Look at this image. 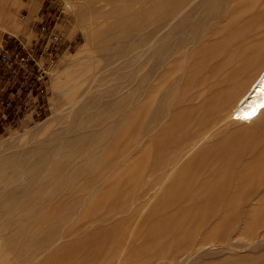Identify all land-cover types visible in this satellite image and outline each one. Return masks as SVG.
<instances>
[{"label":"bare ground","instance_id":"6f19581e","mask_svg":"<svg viewBox=\"0 0 264 264\" xmlns=\"http://www.w3.org/2000/svg\"><path fill=\"white\" fill-rule=\"evenodd\" d=\"M98 1L99 4L95 2L90 7L85 4L87 8L83 9L89 7L90 12L100 9L101 15L115 16L107 23L98 19L99 24L97 20V28L93 29L100 36L99 41L93 31L87 34L97 37L99 48H94L105 51L106 58H87L89 46H84L80 52L83 55L75 61L80 75L81 72L85 75L81 85L92 88L86 80L90 77L88 71L98 73L102 68L109 70L104 75L107 81L102 83L107 85L84 95V101L76 99L90 89L88 85L83 91H73L67 100L71 102L69 107L56 113V120L61 118L53 129L47 128L35 143L29 145L24 141L28 146L24 143L25 146L21 144L23 147L15 150L10 147V153L0 156V264H36V251L55 242L52 236L44 242L42 234H52L53 230L59 234L57 244L52 254L39 259L37 264L51 260L56 264L97 262L101 252L87 250L93 246L104 251L107 264H149L160 252L174 254L179 248L187 250L185 262L192 263L209 250L228 254L217 264L249 263L248 257L232 255L264 244L262 228L248 238L243 235L247 241H238L243 238L240 223L253 217L258 207L252 203L257 195L264 194V176L256 180L260 174L255 172L264 164V0ZM108 4L113 6L112 11ZM105 5L108 6L102 11ZM115 39L122 40L124 45L115 49L111 46ZM128 45L132 54L120 62V57L130 51ZM124 67L130 69L125 78L126 92L119 70ZM60 81L56 76L55 84ZM130 121L133 137L125 132V124ZM261 122L262 135L255 139L241 141L230 137L235 131V127L228 130L230 125L248 132ZM126 134L132 137L127 149ZM126 152H131L137 178L124 183L119 176L124 173L121 168ZM13 166L16 167L12 170ZM183 174L188 177L178 180L176 175ZM129 184L133 185L131 192ZM179 185L185 186V190L176 192L172 197L174 203L170 198L169 204L190 197L182 208L198 221V226L191 227L194 230L188 232L184 246L180 240L159 237L157 243L162 247L159 252L142 251L141 244H154L157 235L153 230L152 237L143 234V240L137 242L135 229L129 232L128 226L126 232L125 225L140 207L137 208V202L148 195L147 201L159 207L163 195ZM97 187L114 194L123 191V195L120 192L122 197L119 194L115 197V194L116 200L109 201V208L101 209L103 204L85 208L89 195ZM142 201L146 203L145 199ZM147 204L142 214L140 209L145 206L141 202L142 208L138 209L141 214L137 211L136 219L142 221L143 227L149 222L158 226L161 222L157 218L151 221L153 209ZM53 207L54 214L47 215V210L50 213ZM196 207H203L201 213H195ZM259 213L261 220L264 212ZM166 214L169 219L166 234L173 237L181 232V226L171 227V215L176 214L169 210ZM250 221L253 223V219ZM56 222L57 228L48 227ZM142 226L138 228L140 231ZM30 234L36 235L30 238ZM259 251L262 255L264 250Z\"/></svg>","mask_w":264,"mask_h":264},{"label":"rangeland","instance_id":"374dc122","mask_svg":"<svg viewBox=\"0 0 264 264\" xmlns=\"http://www.w3.org/2000/svg\"><path fill=\"white\" fill-rule=\"evenodd\" d=\"M84 1H86V3H84L83 0H0V41L2 39H6L13 47L18 46L19 41H22L23 43L27 44L28 46H31V45L34 46L35 45V39L37 37L36 24H38L39 20L42 18H45L49 22H52L53 19L56 18V15H59L57 27L60 30V32L63 34V43H62V45L59 46L57 55L53 59H51L50 57L45 55L40 60V64L45 65L44 68L47 70V74L43 80L37 79L38 66L35 65V63H30L27 67H24V68H22V67L18 68L17 69L18 72L16 75L11 74V73L5 74L4 71L0 70V150H1L0 156L2 155V153L4 154V152L10 153L11 149L15 150L17 148H20V147L27 145L26 144L27 142L29 145L35 143L36 140L40 139L41 137H43V135H45L44 131H46L47 128H48V130L53 129L55 127V126L53 127V124H56L58 121H60V118H61V116H59L60 117L59 120L58 119L56 120V118H57L56 113H58V111H60L62 109H64V110H65V108L67 109V107H69V105L71 104V102L67 101L69 99L71 93L73 91H77V90L83 91L84 87L88 85V84L87 85L86 84L81 85L82 81L85 80L84 79L85 75L82 72L80 75L81 70L78 71L77 63L75 61L77 56L83 55V53H80V52L84 46H89V48L87 49V53H85L87 58L92 59V60H99V59L106 58L105 51H102L103 52L102 53L101 50L98 49L99 50L98 51L96 49L99 46V42L97 45L96 39L98 37L97 40L99 41L100 36L99 35L97 36V34L95 35V30L93 28L94 27L97 28V24H98L97 20L98 19L101 20V23L103 21H104L103 23H105V22L107 23L109 20L112 21L115 16H112L110 14H107L110 16H106V15L104 16L102 14L103 15V17H102V15L100 14L101 13L100 9L90 12L91 10H88V9H90L89 5L94 4L95 2H96L95 5L99 4V3H97L98 0H84ZM85 4H87L89 6L88 9H83L84 7L87 8L86 7L87 5H85ZM108 5H110V4H108ZM108 5H105L106 6L105 8L102 7L101 10L103 11L104 9H106ZM111 5H112V3H111ZM111 5H110V7L108 6V8H111V10H109V11H112L113 6H111ZM83 11L87 12V13H83ZM104 14H106V13H104ZM99 24H100V21H99ZM91 31H93V32H91ZM89 32H91L92 34L94 33L93 35H95L97 37L95 38L92 34H90V35H92L91 36L92 38L90 36H87V34L89 35ZM122 43H123L122 40L119 41V39H115V41L112 43L111 46L115 47V49H116V47L119 48L120 47L119 45H122ZM92 45H93V47H92ZM94 47H96V48H94ZM129 49L130 48L128 45V50ZM131 54H132V50L130 49V51H128V53H127V56L124 55V56L120 57V59H119L120 62H122L124 59L131 56ZM84 59H86V58H83L81 60H84ZM38 61H39V59H38ZM126 69H127V67L119 69L120 71L122 70V74H123L122 76L124 77L123 80L125 82H126V79H125L126 73L130 70L129 67H128V70H126ZM108 72H109V70L105 71V68H102L98 73H96V72L93 73V71H88V74L90 75V77L88 76V78L86 80L90 81L89 84L92 85V88H90L88 85V87L90 89H85V91H83L81 96H79V94H78L79 97L77 99L76 98L75 99L76 100L82 99V101H84V98H85L84 95H86V94L90 95L93 92H95L96 90H98L99 88H102L103 86L107 85V83L105 85L102 83L107 81V79H105L104 75H106V73H108ZM56 76H58L61 80L58 85L55 84ZM125 82H123V85H125V89L123 91L126 92L128 90L126 89L127 88V86H126L127 82H126V84H125ZM22 83L24 84L23 87H21ZM74 93H73V95H74ZM83 111L85 114L88 113V112H86V109H84ZM88 111H90V110H88ZM53 112L56 116L55 115L52 116ZM54 119H55V121H53ZM51 121H52V126L51 125L49 126ZM38 123L39 124L43 123L44 125L43 124L38 125ZM129 123H132V121L125 124L126 125L125 132L127 131L129 136H130V134L132 136L131 132H133L132 131L133 126H132V124H129ZM261 124H263V122L256 123L254 126H252V128H251L252 130L248 131V132H245L246 130L244 131L240 126L230 125V127L228 129L230 131H232L235 127V131H233V133H230V135H231L230 137L231 138L233 137V140L237 139V140H241V141H249V140L255 139L256 137H258V134L262 135L263 128L261 127ZM34 126H36V127L33 128ZM48 126L50 127V129ZM40 128H43L42 132L34 134ZM131 128H132V130H131ZM86 129H88V127H86ZM249 133H252V134H249ZM14 134H17V135H14ZM39 134H42V135H39ZM125 136L126 137H125L124 143L126 145L124 144V147H125V149H127L126 147L130 145L129 141L132 139L133 136L131 138L127 134ZM2 139H4L5 141ZM21 139H22L23 143L21 142ZM24 143H25V145H24ZM21 144H23V146H20ZM10 147H11V149H10ZM9 149H10V151L6 152ZM126 154H128V155H126ZM125 155L126 156L123 157L124 162H123V166L121 168V172L123 171L124 173H122L119 177L123 178L122 180L124 183H127L125 181L131 182L132 181L131 179H136L137 177H134L135 173H136V168L133 166L134 164L132 162V158H130V156H132L131 152L130 153L126 152ZM129 163H130V166H129ZM15 167L13 166L12 170ZM17 171H20V170L17 169ZM255 172H259V174H260V176L257 175L256 180H259L260 177H263L264 176V164L260 168H257L255 170ZM187 175L188 174H186V176ZM186 176H185V174L176 175L178 180H183V177H186ZM177 182L180 183L181 181H177ZM180 186L181 185L174 187L175 189H172L174 192L172 190H170L167 192L168 195H167V193L165 195H163L164 198L161 201L159 207L156 206L155 202H148L149 201L148 197L145 198L148 195L141 197V199H139V201L141 200L140 203L137 202V204H136L137 208L139 207L138 205H140V207L142 208V206H145L148 202L149 206H148V204H147V206L149 207V209L150 210L153 209V212L151 214V216H152L151 221H153L154 219L156 220V218H157V221L161 222V224L159 223L158 226H157V224L154 225V222H149L148 225L143 227L142 226L143 224L141 223L142 221L140 220L138 222V220L136 219V216L138 215L137 211L139 213L141 210L142 214L144 213L145 209L147 208L145 206L142 209H140V207H139L138 209H140V210L137 209L135 215L133 216L132 220L130 221L131 225H133V226L130 225V222L127 223V225H125L127 227V229L125 227L126 232L129 229L128 226L131 227L129 229V232H131V230L133 231L135 229V231L138 234L137 236L140 240V241L137 240V242H141V240H143V238L147 235V233L150 234V236L152 237V235H151L152 231L156 230V235H157L156 236V242L154 244H152L151 242L144 244V245L141 244L142 245L141 246L142 251L149 249V250H154V251L159 252L162 249V247H160L159 244L157 243L159 241V237L161 238V240H163V239H167L168 241L169 240H180L181 245L183 244V246H184L185 243H183V242H186V240H184V239L186 237H188L187 236L188 232L190 234L192 232L191 229H193V228L196 229V227L198 226V224H197L198 221L196 222L194 220L195 219L194 217L192 218V217L188 216V214L184 212L185 209L182 208V206L184 207L186 204L189 203L190 197L186 201H180V203L178 202L179 205L176 202H175L176 206L174 204L173 205L169 204V202L170 201L172 202V199H174V198H172L173 196L175 197L176 194H178L179 192H183L185 190V186H181V187ZM131 187H133V185L129 184L128 190L130 192L133 191V188H131ZM93 190L94 191L89 195V196H91L90 198H92V199L90 200V198H88L89 200L87 201V203H85V205H86L85 208L87 207V205H88V209H89V207H91L90 209H92V207L96 208V206H94L95 204H97L98 206H99V204H103L102 207H100V206L99 207L101 209H106V208H109L108 206H109L110 202L113 203V201L116 200L114 198V196L116 194V193L114 194V191L113 192H111V191L103 192L101 190V188H99V187H97L96 189H93ZM101 191L104 194H101ZM115 192H117V194H119L120 197H122L123 191H115ZM120 192H122V195L120 194ZM171 192H172V194H171ZM176 192H178V193H176ZM125 193H127V192H125ZM99 194L101 195V197L98 196ZM117 194L115 197H117ZM260 194H262V192ZM259 195H257V197L254 199V201H253L254 203H252V205L258 207L256 209V211L253 212L254 215L251 214V216L253 215V217L255 216V218L251 217V219H250V217L248 216L249 218H247V220L249 222L246 220V218L243 222V224H245L246 226L248 225V223L251 224V227L245 226L246 227V229H245L242 222L240 223L241 224L240 228H239L240 233H243L242 236L246 234L247 238L249 237V235L256 234V231L258 232L259 230L264 229V223L261 222V221H264V216H263V219H261V220L259 219V218H262V214H260L259 212H264V210L261 211L262 207L264 206V204H263L264 194L262 196L263 201H262V197ZM102 196H104L103 202L101 199ZM260 197H261V199H259ZM170 198H171V200H170ZM113 199H115V200H113ZM144 199L146 200V203H145V201H142ZM260 200H261V202H260ZM94 201L96 203H93ZM141 202H143L142 206H141ZM172 203H174V202H172ZM259 204H262L263 206H261V208H260ZM153 205H155L156 207H154ZM162 207L165 208V210ZM83 208H84V205L80 209L81 214L84 213ZM154 208H155V211H154ZM54 209H55L54 207L52 208V210L50 209L51 210L50 213L47 210V212H48L47 215H51V213L53 215L54 211H55ZM202 209H203V207H200V208L196 207L195 213H201ZM167 210H169V213H171V214L172 213L176 214V215H171L172 221L170 223V226L174 227V228H180V226H181V232H179L177 235L173 236L174 239H173V237H169L166 234V225L169 222V219L166 216ZM234 211L237 212L238 209L236 208V210H234ZM140 214H141V212H140ZM164 214H165V216L161 217V215H164ZM193 216H195V215H193ZM137 217H139V215ZM142 217H143V215H142ZM164 217H166V218L164 219ZM53 218H54L53 221H55L56 217H53ZM252 219H253V223H250L251 222L250 220H252ZM254 219L258 220V224H257V221L255 220L257 225H255ZM136 220H137L138 224L135 223ZM246 221H247V224L245 223ZM132 222H133V224H132ZM176 222H178V223H176ZM179 222H181V224ZM260 222H261V224H260ZM40 224H42V223H38V225H40ZM185 224H187V225H185ZM262 224H263V226L261 227ZM46 225L47 224H45V226ZM51 225H53L54 228L58 227L57 222L55 225L49 224L48 227ZM140 225L142 226L141 231H140V229H138V228H140L139 227ZM192 226H193V228H191ZM132 227H133V229H132ZM158 227H160V228H158ZM186 227H189L190 229H188L186 231V229H184ZM253 227H254V229H253ZM242 228H244L245 230L244 229L242 230ZM249 228L250 229L252 228V229L249 231ZM146 229H148V232L146 231ZM159 230H161V231H159ZM77 233L79 235L82 234V230H79ZM30 235H29L30 238H33V235H36V234H30ZM50 236H52V238L55 239V242L48 244V245H45L43 248L37 250L36 253L34 252L35 254H37L36 256H38L36 259V264H37L39 259L41 261L43 259V257L49 256L52 254V252H53L52 249L54 248V245L57 244L56 239L59 237V234L54 232V230H53L52 234L44 233V234H42V240H44V242H45L47 239L49 240ZM241 240L243 242L247 241L246 237L244 239V236L241 239L239 238L238 241H241ZM262 247L264 248V244L263 245L261 244L258 247V249L256 248L257 250L251 249L250 251L253 253H251L250 251H249L250 252L249 253L248 250H246V251L242 250L245 252H243L242 254L240 253V255H232V256H235V258L236 257H243V258L248 257L247 261H249L250 264H255L259 260L264 261V251H263L264 249L262 250ZM92 249L95 252L100 251L102 256L98 257V259L96 260L97 262H95V261H93L91 263H90V261H86V262L87 263L89 262L90 264H105L107 261L105 258L106 255L104 254V251H102V249H100L98 246H93L92 248L89 247V249H87V250H92ZM259 249H261V251H263L262 255H261V252L259 251ZM257 251H259V253H257V255H256ZM247 252H248V254H247ZM221 254L213 253L209 250H205L204 252L201 253L200 256H198L195 260H193L192 263H190V262H185L186 255H187L186 248H179L177 251L174 252V254H169L167 252L166 253L160 252L159 256L153 257L149 264H175L176 262L178 263L179 261H181V262L183 261V263H185V264H200V262L204 261L201 264H206L207 258H208V262H211V260H212V262L210 264H217V262L222 261V258H224V256H225V258H226V256H228V254H224V255L223 254L221 255ZM258 254H260L261 256L259 257ZM220 256H223V257H220ZM99 258L102 259L101 262L99 261ZM203 258L206 260H204ZM215 258H217V261L214 260ZM253 258L254 259L256 258V259L254 260ZM103 260L105 261V263H102ZM250 260H252V261H250ZM98 261H99V263H98ZM86 262L82 261L81 264H87ZM208 262H207V264H209ZM249 263L247 262L245 264H249ZM40 264H56V261L51 260V261H48L45 263H40Z\"/></svg>","mask_w":264,"mask_h":264},{"label":"built area","instance_id":"2783aa9c","mask_svg":"<svg viewBox=\"0 0 264 264\" xmlns=\"http://www.w3.org/2000/svg\"><path fill=\"white\" fill-rule=\"evenodd\" d=\"M59 15L52 22L45 18L36 24L37 37L34 46L19 41V45L13 47L6 39L0 41V70L5 74L16 75L18 68L27 67L30 63L38 66L37 79L43 80L47 74L45 65L40 64V60L45 55L53 59L58 52V48L63 43V34L57 27ZM39 59V61H38ZM23 83L21 87H23Z\"/></svg>","mask_w":264,"mask_h":264}]
</instances>
